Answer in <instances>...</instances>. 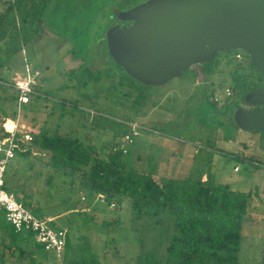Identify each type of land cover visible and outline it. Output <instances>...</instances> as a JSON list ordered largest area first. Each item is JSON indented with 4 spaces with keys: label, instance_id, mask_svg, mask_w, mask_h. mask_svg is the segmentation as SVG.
I'll list each match as a JSON object with an SVG mask.
<instances>
[{
    "label": "rangeland",
    "instance_id": "rangeland-1",
    "mask_svg": "<svg viewBox=\"0 0 264 264\" xmlns=\"http://www.w3.org/2000/svg\"><path fill=\"white\" fill-rule=\"evenodd\" d=\"M143 1L51 0L25 52L3 71L7 86L0 84V119L15 121L12 86L24 74L25 55L28 67L39 75L31 101L21 110L23 130L31 135L43 128L68 132L100 151L106 143H117L126 150L128 166L139 172L156 178L209 176L215 184L250 192L255 209L248 215L254 221L242 226L239 261L264 264V131L234 124L235 110L249 105L241 96L230 95L228 87L229 65L247 64L248 57L241 52L242 58L237 59L234 50L222 51L206 72L194 64L165 84H138L145 101L137 105L135 89L119 85L125 74L109 54L106 33L124 22L120 12ZM212 95L217 108L207 102ZM223 104L229 106L225 115L220 111ZM126 119L138 125L136 134H131L133 127ZM125 133L131 141L122 140ZM30 146L28 142L26 147ZM50 175L54 176L51 183ZM4 179L6 189L18 197L31 195L35 207L30 211L51 227L68 232L70 246L60 257L37 244L31 234L22 233L34 264H79L87 254H95L100 264H136L137 256L147 251L158 258L166 256L175 232L171 214L162 215L160 221L159 217L136 218L127 199L111 208L99 197L80 192L33 155L16 154L8 162ZM91 215L93 219L86 220ZM116 217L119 224L105 225ZM8 259L29 264L28 257Z\"/></svg>",
    "mask_w": 264,
    "mask_h": 264
},
{
    "label": "trees",
    "instance_id": "trees-1",
    "mask_svg": "<svg viewBox=\"0 0 264 264\" xmlns=\"http://www.w3.org/2000/svg\"><path fill=\"white\" fill-rule=\"evenodd\" d=\"M49 2L51 0H0V4H3L0 8L1 85L7 86L3 71L13 59L20 56L27 42L37 34ZM234 51L235 54L244 52L238 49ZM244 54L249 60L247 64L237 61L234 65H229L228 86L230 95H238L243 99L248 92L259 88L263 83V78L249 55ZM216 56L217 53L208 62L199 63L202 72L210 70L211 65L218 62ZM124 74V77L119 78V85L135 89L134 102L142 105L145 93L137 85H146L125 71ZM11 99H16V94ZM207 102L217 108L218 101L213 95ZM220 111L227 114L229 106L223 104ZM64 112L65 109L62 110V115ZM4 118L2 116L0 122ZM126 123L131 122L128 120ZM7 134L1 123L0 138ZM32 135L31 146L25 145L24 149H17L15 155L41 158L61 179L68 178L69 184L77 185L80 192L103 197L109 207L111 203L116 207L127 199L130 212L136 218L159 217L157 220L160 221L164 214L174 217L175 232L166 247V256L158 258L155 252L147 251L137 256L136 264H242L239 261L241 229L245 223L254 221L248 215L255 209L250 192L234 190L228 184H215L209 176L205 179L202 176L195 179L165 176L156 178L150 173L139 172L128 166L124 156L126 150L123 152V147L117 143H106L100 151L92 142H86L68 132L59 133L43 128ZM19 145L24 147L22 143ZM53 177H48L49 183ZM4 188L6 189V181ZM14 196L28 209L35 207L31 195ZM78 211L84 213L81 209ZM92 219V215L86 218L88 221ZM119 221L120 218L116 217L104 223L106 226H116ZM22 233L15 232L0 211V264H17L8 259L9 256L16 255L17 258L28 257L29 264H34ZM19 239L20 242H17ZM69 246L67 232L66 248ZM77 263L100 264V261L95 254L90 257L87 254V258H81Z\"/></svg>",
    "mask_w": 264,
    "mask_h": 264
},
{
    "label": "water",
    "instance_id": "water-1",
    "mask_svg": "<svg viewBox=\"0 0 264 264\" xmlns=\"http://www.w3.org/2000/svg\"><path fill=\"white\" fill-rule=\"evenodd\" d=\"M129 25L107 30L108 51L129 76L162 85L216 53L242 50L263 78L234 112L244 130L264 131V0H146L119 13Z\"/></svg>",
    "mask_w": 264,
    "mask_h": 264
},
{
    "label": "built area",
    "instance_id": "built-area-1",
    "mask_svg": "<svg viewBox=\"0 0 264 264\" xmlns=\"http://www.w3.org/2000/svg\"><path fill=\"white\" fill-rule=\"evenodd\" d=\"M22 51L23 53L25 52L24 49ZM235 57L241 59L242 55L237 52ZM23 59L26 63L24 74L19 76L13 84V88L16 91L15 121L11 122L8 119H4L2 122V127L8 134L0 138V211L4 213L6 221L15 232L30 233L37 244L42 245L46 250L55 251L57 256L60 257L66 247V230L51 227L45 219L30 211L15 198L12 192L4 188V176L9 160L15 157L17 149H24V145H27L32 140L30 132L23 130L22 125H19V118L23 106L30 102L31 95L35 92L36 76L39 75V72L28 67L25 55ZM7 123H10L11 128L6 127ZM131 125L133 127L131 134L134 135L136 134L134 128L138 127V125ZM18 133L21 135L17 136ZM122 140L131 141V135L126 133ZM21 143L24 147L19 145ZM122 151L125 152L124 149ZM99 199L104 202L103 197ZM110 206L114 207V203H111Z\"/></svg>",
    "mask_w": 264,
    "mask_h": 264
},
{
    "label": "flooded vegetation",
    "instance_id": "flooded-vegetation-1",
    "mask_svg": "<svg viewBox=\"0 0 264 264\" xmlns=\"http://www.w3.org/2000/svg\"><path fill=\"white\" fill-rule=\"evenodd\" d=\"M121 24H123V25H129V24H131V22H123V23H121ZM259 107H260V106L255 107V106L249 105L248 108H246V109L259 108Z\"/></svg>",
    "mask_w": 264,
    "mask_h": 264
},
{
    "label": "crops",
    "instance_id": "crops-1",
    "mask_svg": "<svg viewBox=\"0 0 264 264\" xmlns=\"http://www.w3.org/2000/svg\"><path fill=\"white\" fill-rule=\"evenodd\" d=\"M24 51H25V48H24ZM10 192H11V191H10ZM81 199H82V201H85V200H86L83 196H82ZM66 232H67V231H66Z\"/></svg>",
    "mask_w": 264,
    "mask_h": 264
},
{
    "label": "bare ground",
    "instance_id": "bare-ground-1",
    "mask_svg": "<svg viewBox=\"0 0 264 264\" xmlns=\"http://www.w3.org/2000/svg\"><path fill=\"white\" fill-rule=\"evenodd\" d=\"M11 126H10V123H8V128H10Z\"/></svg>",
    "mask_w": 264,
    "mask_h": 264
}]
</instances>
